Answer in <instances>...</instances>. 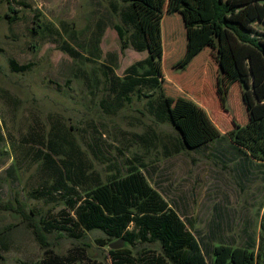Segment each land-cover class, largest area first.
I'll list each match as a JSON object with an SVG mask.
<instances>
[{
    "label": "rangeland",
    "instance_id": "1",
    "mask_svg": "<svg viewBox=\"0 0 264 264\" xmlns=\"http://www.w3.org/2000/svg\"><path fill=\"white\" fill-rule=\"evenodd\" d=\"M207 3L132 0L146 38L139 50L121 21L126 1L0 0V201L17 208L0 212V264H110L108 245L123 242L42 226L74 221L68 199L83 200L131 167L184 221L208 264H239L238 247L255 248L264 161L229 147L248 116L209 29L189 25L205 19ZM9 7L17 16L10 24ZM147 57L160 87L140 85L122 98L116 80ZM9 59L30 67L13 73ZM161 98L169 117L159 119ZM55 167L68 168L70 182ZM131 251L162 254L157 242H134Z\"/></svg>",
    "mask_w": 264,
    "mask_h": 264
},
{
    "label": "trees",
    "instance_id": "2",
    "mask_svg": "<svg viewBox=\"0 0 264 264\" xmlns=\"http://www.w3.org/2000/svg\"><path fill=\"white\" fill-rule=\"evenodd\" d=\"M123 1H126L127 7L121 12V21L130 25L131 42L141 50L143 45L146 47L145 33L132 0ZM207 6L205 19L198 18L189 25L209 29V46L222 56V66L231 70L240 85L248 116V122L236 130L234 143L229 147L244 156L248 154L240 149L247 148L251 157L264 161V0H208ZM8 12L4 18L10 24L17 16L16 11L10 7ZM113 30L118 39L122 40L124 30L116 25H113ZM66 51L73 57L77 55L71 49L67 48ZM8 65L13 73L24 72L30 67L29 64L18 65L13 59H9ZM116 83L118 91L125 93L122 98L140 85L153 83L160 87L150 57L128 66L123 77L116 80ZM154 114L159 119L163 115L169 117L164 99L158 102ZM179 142L181 147L187 148L181 139ZM55 143L52 142V148ZM43 157L54 165L47 154ZM55 171L59 177L70 182L66 175L68 168L55 167ZM66 205L67 210L74 214V221L65 218L63 223L44 222L42 227L63 231L72 238H76L75 232L81 230H98L110 239L120 240L123 248L107 250L110 264H208L200 245L184 221L133 167L127 169V174L122 178L85 192L81 201L68 199ZM1 211L17 212V208L9 202L0 201ZM259 226L255 248L247 245L238 247L239 264L264 262V216H261ZM6 230L0 228V250H6L3 245ZM134 242H157L162 254L131 256ZM221 245L224 244L217 246ZM215 248L211 250L212 254ZM225 250L224 260L229 253Z\"/></svg>",
    "mask_w": 264,
    "mask_h": 264
},
{
    "label": "water",
    "instance_id": "3",
    "mask_svg": "<svg viewBox=\"0 0 264 264\" xmlns=\"http://www.w3.org/2000/svg\"><path fill=\"white\" fill-rule=\"evenodd\" d=\"M118 242H119V244L122 243L120 240H118ZM116 244H118V243H111V244H109L108 245V249H110V250L117 249L118 246H116Z\"/></svg>",
    "mask_w": 264,
    "mask_h": 264
}]
</instances>
